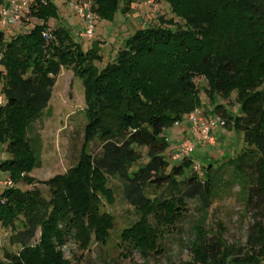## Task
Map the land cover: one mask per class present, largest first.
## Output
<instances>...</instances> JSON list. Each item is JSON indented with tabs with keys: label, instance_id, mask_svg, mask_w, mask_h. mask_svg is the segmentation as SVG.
<instances>
[{
	"label": "trees",
	"instance_id": "16d2710c",
	"mask_svg": "<svg viewBox=\"0 0 264 264\" xmlns=\"http://www.w3.org/2000/svg\"><path fill=\"white\" fill-rule=\"evenodd\" d=\"M137 1L146 2L92 0L93 11L112 22L122 2L127 13ZM160 1L173 15L158 13L103 69L94 65L102 59L95 46L85 52L66 27L49 25L59 18L51 0L30 1L22 32L10 39L0 28V146L7 153L0 180L13 183L0 192V224L13 232L12 243L21 245L18 253H5L7 264H69L57 251L62 225L79 224L98 203L97 194L112 199L109 179L118 182L123 201L139 217L126 241L145 256L155 248L157 226L182 221L190 200L208 206L225 169L249 202L255 198L257 208L264 205V0ZM63 69L83 83L85 146L97 139L99 153L84 149L77 165L43 182L48 194L22 190L20 183H36L31 174L41 166V141L34 124L46 116ZM202 91L213 102L236 94L239 116L222 105L215 112L225 127L243 133L244 148L218 168L210 162L197 172L191 157L178 164L166 158L170 143L164 132L201 109ZM201 222L193 258L185 264H264L261 229L255 227L248 252L215 253L206 219ZM38 232L39 242L31 245Z\"/></svg>",
	"mask_w": 264,
	"mask_h": 264
},
{
	"label": "rangeland",
	"instance_id": "374dc122",
	"mask_svg": "<svg viewBox=\"0 0 264 264\" xmlns=\"http://www.w3.org/2000/svg\"><path fill=\"white\" fill-rule=\"evenodd\" d=\"M34 1V0H30ZM58 9L59 18L50 20L52 28L66 27L74 40L82 45L85 52L98 49L101 60H95L94 65L103 69L112 62L119 50L136 30L146 28L158 13H168L172 16L170 6L166 2L153 0L150 6L145 1L132 3L131 11L124 13L126 7L121 3L114 21L99 20L96 23L95 39L92 41L80 37L84 29L83 20L74 12L67 0H51ZM35 22L29 24L32 27ZM0 28L6 37L19 34L22 30L12 27ZM1 83V82H0ZM199 84L207 85L205 79L200 78ZM0 84V95H1ZM201 109L206 110L209 117H217V106H224L234 117L241 114L240 105L236 102V94L229 99L216 97L213 102L202 91ZM84 86L80 79L75 78L69 69H63L53 91L49 109L42 121L34 124L35 137L41 141V166L36 168L31 176L36 180L34 186L20 183L22 190L41 189L48 194L43 182L56 175L66 173L77 165L83 150L92 154L99 153L100 143L94 140L85 146L84 133L87 123ZM223 135L218 136V143L214 146H198L191 155L195 171L201 172L200 167L210 162L219 167L226 158H234L244 148V135L235 129L222 127ZM191 130L189 118L180 124L168 128L164 137L170 143L166 158L172 164H178L173 157L181 152L183 137ZM7 153L0 146V162ZM144 162H148L147 159ZM222 181L215 189L212 201L207 203L199 199L188 202V216L182 221L170 226H157L158 232L155 248L150 255H143L139 249L132 246L127 237L139 217L136 212L126 205L121 197L119 184L109 179V186L114 190L111 199L102 193L97 194L98 203L91 206L89 213L81 219L79 224L62 225L63 238L57 244L59 251L69 264H185L193 258V244L196 241L197 227L206 219L205 230L208 231V245L213 252L221 253L225 248L236 252H248L251 235L256 232L255 227L264 234V205L257 208L256 199L249 202L248 195L241 189V185L232 177L230 170L221 173ZM5 187L0 186V192ZM13 232L0 224V264H7L5 253L16 254L20 251V244H13ZM40 232L30 241L31 245L39 242ZM264 241V238H262ZM222 243V244H220ZM261 246L256 249L259 250ZM157 250V253L154 252Z\"/></svg>",
	"mask_w": 264,
	"mask_h": 264
},
{
	"label": "built area",
	"instance_id": "2783aa9c",
	"mask_svg": "<svg viewBox=\"0 0 264 264\" xmlns=\"http://www.w3.org/2000/svg\"><path fill=\"white\" fill-rule=\"evenodd\" d=\"M67 3L84 22L80 37L89 41L94 40L96 23L100 19L93 11L92 0H67ZM146 4L152 5L153 0H146ZM29 5L30 0H0V25L21 27L23 19L27 17ZM44 38H47L46 34ZM3 103L4 97L0 95V106ZM188 118L191 125V137L182 143L181 152L175 155V158L179 160L191 157L198 146H214L216 144L214 131L219 127H225L222 117H206L200 108L190 113ZM0 186L11 187L13 183L10 180H0Z\"/></svg>",
	"mask_w": 264,
	"mask_h": 264
},
{
	"label": "crops",
	"instance_id": "0c3cea01",
	"mask_svg": "<svg viewBox=\"0 0 264 264\" xmlns=\"http://www.w3.org/2000/svg\"><path fill=\"white\" fill-rule=\"evenodd\" d=\"M13 28V27H12ZM29 28V27H28ZM13 29H18V30H22L23 29V26H21V27H17V28H13ZM1 84V83H0ZM204 112V114H206V116L207 117H209L208 116V112L206 111V110H204L203 111ZM222 127H219L218 129H216L215 131H214V137H215V140H216V142L218 143L219 141H218V136L219 135H223V132H224V130L223 129H221ZM191 137V130H190V132H189V134L188 135H185L184 137H183V141H182V143L185 141V140H187V139H189ZM182 145V144H181ZM173 159L174 160H176L177 162L179 161H181V160H179V159H176L175 158V156L173 157Z\"/></svg>",
	"mask_w": 264,
	"mask_h": 264
}]
</instances>
